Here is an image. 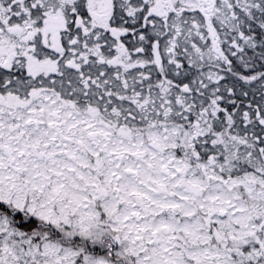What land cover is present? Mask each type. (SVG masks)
<instances>
[{
    "label": "snow or ice",
    "instance_id": "6c2138e0",
    "mask_svg": "<svg viewBox=\"0 0 264 264\" xmlns=\"http://www.w3.org/2000/svg\"><path fill=\"white\" fill-rule=\"evenodd\" d=\"M0 264H264V0H0Z\"/></svg>",
    "mask_w": 264,
    "mask_h": 264
}]
</instances>
